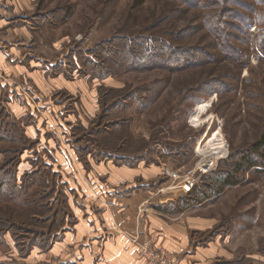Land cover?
I'll return each instance as SVG.
<instances>
[{"label":"rangeland","instance_id":"374dc122","mask_svg":"<svg viewBox=\"0 0 264 264\" xmlns=\"http://www.w3.org/2000/svg\"><path fill=\"white\" fill-rule=\"evenodd\" d=\"M0 21V264H83L89 159L169 170L171 195L264 129V0H0ZM238 179L184 210L207 264H264V165Z\"/></svg>","mask_w":264,"mask_h":264},{"label":"crops","instance_id":"0c3cea01","mask_svg":"<svg viewBox=\"0 0 264 264\" xmlns=\"http://www.w3.org/2000/svg\"><path fill=\"white\" fill-rule=\"evenodd\" d=\"M4 24L0 21V28ZM112 159L100 163L89 159V168L81 167L86 183L94 191L81 182L78 187L73 185L78 190V207L70 210L72 226L64 237L75 244L85 243L82 254L88 258L83 264H141L130 242L136 235L141 239L149 237L156 246L176 253L179 264H207L211 249L192 246L195 232L208 227L206 219L192 215L193 209L180 215L158 209L160 204L177 197L174 190L170 189L171 195L168 188L161 191L166 183L160 182L164 176L160 167L136 159L115 165ZM65 220L70 223L68 217ZM63 245L67 247L69 243Z\"/></svg>","mask_w":264,"mask_h":264},{"label":"trees","instance_id":"16d2710c","mask_svg":"<svg viewBox=\"0 0 264 264\" xmlns=\"http://www.w3.org/2000/svg\"><path fill=\"white\" fill-rule=\"evenodd\" d=\"M234 155H230L228 159L221 161L217 166V170L205 177L200 185L196 186L189 194L178 197L174 201H171V203L169 202L167 205L169 206L168 208L166 206L158 208H163L167 210V212L169 209L173 210L175 213L182 212L196 204L201 205L206 200L223 192L226 188L238 185V178H240L243 173L264 165V129L259 134L257 140L250 144L245 151L237 152L236 155ZM68 215L69 213L67 212L66 218ZM66 218L63 213L61 222ZM51 235L52 234H50V236Z\"/></svg>","mask_w":264,"mask_h":264},{"label":"built area","instance_id":"2783aa9c","mask_svg":"<svg viewBox=\"0 0 264 264\" xmlns=\"http://www.w3.org/2000/svg\"><path fill=\"white\" fill-rule=\"evenodd\" d=\"M163 173L170 177L171 179H175V175L171 173L169 170L163 171ZM203 173V172H202ZM201 174H187L185 177H183L180 182V185H173L171 186L173 190H177L178 193L181 195H187L189 194L200 182L201 180ZM202 182V181H201ZM200 182V183H201ZM167 188L161 189L166 190ZM130 242L132 245H134L139 250L140 253H142L145 257L150 259L153 264H177L178 260L177 257L171 253L168 252L160 247L156 246V243L153 239L149 237L139 238L138 235L135 237L130 238Z\"/></svg>","mask_w":264,"mask_h":264},{"label":"bare ground","instance_id":"6f19581e","mask_svg":"<svg viewBox=\"0 0 264 264\" xmlns=\"http://www.w3.org/2000/svg\"><path fill=\"white\" fill-rule=\"evenodd\" d=\"M208 166V165H207Z\"/></svg>","mask_w":264,"mask_h":264}]
</instances>
